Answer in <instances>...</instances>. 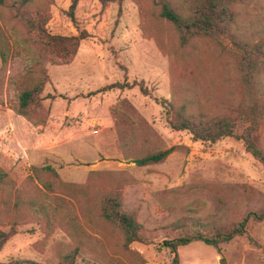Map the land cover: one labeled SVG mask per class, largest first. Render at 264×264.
Instances as JSON below:
<instances>
[{"label":"rangeland","instance_id":"rangeland-1","mask_svg":"<svg viewBox=\"0 0 264 264\" xmlns=\"http://www.w3.org/2000/svg\"><path fill=\"white\" fill-rule=\"evenodd\" d=\"M12 1L0 3V47L7 50L6 62L0 58V169L12 183L1 190L11 214L0 228H10L18 198L40 205L58 197L57 202L66 200L72 207L56 211L49 230L32 219L16 226V234L0 249V264H57L58 252L74 244L61 228L64 214L76 217L84 234L87 251L75 264H219L221 257L226 264H264V221L250 220L246 234L220 244L219 252L202 242L179 247L176 254L168 247L196 232L212 235L264 207V169L242 142H193L188 132L170 128L162 104H184L209 115L235 106L238 74L232 57L206 39L181 46L150 0L105 5L78 0L74 19L67 15L71 0H30L29 7L47 13L50 33L87 34L70 64H39L36 47L11 15ZM174 1L181 9L189 4ZM236 11L235 33L249 43H264V0H247ZM41 67L48 75L42 112L27 120L17 112L18 96ZM133 83L147 94L138 86L110 88ZM258 87L264 96V70ZM259 141L264 151V117ZM174 145L187 149L159 164H134ZM46 166L70 194L47 193L36 180H28L33 167ZM113 188L120 189L122 209L135 216L147 244L124 248L119 229L100 217L98 202ZM19 207L29 211V205ZM181 220H186L182 226L170 227Z\"/></svg>","mask_w":264,"mask_h":264},{"label":"trees","instance_id":"trees-1","mask_svg":"<svg viewBox=\"0 0 264 264\" xmlns=\"http://www.w3.org/2000/svg\"><path fill=\"white\" fill-rule=\"evenodd\" d=\"M30 0H14L9 5V10L25 29L28 40L36 47L37 57L40 63H50L61 66L70 64L77 54L80 42L87 38L86 32L82 31L78 36H61L50 33L46 27L47 13L43 9H32L29 7ZM159 17L170 24L178 36L181 46H186L192 39L201 38L209 41L213 47L222 55L231 56L234 60L238 74L237 92L238 103L227 108L220 114L209 115L207 112L198 109L189 111L184 105L173 107L167 106L169 116L168 123L175 131L188 132L193 142L216 143L224 138H233L242 142L246 153H248L264 169V151L261 148L259 134L264 117V96L259 91L258 78L264 70V43H249L240 38L235 33L237 23V6L247 0H189V4L178 8L174 0H150ZM78 0H71L67 15L74 19V8ZM103 5L108 3L120 4L122 0H99ZM1 3V0H0ZM0 58L2 62L7 60V50L0 47ZM27 81L18 96L17 112L27 120H32L42 112L41 95L45 84L48 82V75L45 69L38 68ZM119 86L120 88L138 86L140 90L147 94L146 90L136 83L132 85H111L110 88ZM241 127V133H237ZM184 145H174L147 154L134 161L138 167L149 166L164 162L171 154L180 150H186ZM32 178L47 192L51 194L66 193L67 187L61 182L57 172L49 166L42 168H32ZM11 181L5 171L0 169V194L6 186H11ZM12 187V186H11ZM72 187V186H70ZM71 192V188H70ZM2 195V194H1ZM0 195V197H1ZM70 196V195H69ZM54 203L45 202L36 205L34 202L22 203L21 198L12 206L13 213L10 219V228L4 230L0 228V249L16 234V226L32 219L38 221L44 230H49L55 224L56 211L72 207L69 201L61 204L56 200L58 197H50ZM10 201L0 199V227L5 225L4 218L10 213ZM25 205L29 211H21L19 206ZM33 208H36L35 211ZM100 217L119 229L121 242L124 248L137 242L147 244L143 239V228L137 222L135 216L122 209L121 192L118 188H113L109 193L102 196L97 205ZM68 213V211H66ZM2 215V217H1ZM76 217L66 214L60 216L61 228L67 232L74 244L67 246L58 252L57 264H75L77 256L81 252H86L82 239L81 227L75 222ZM252 220L255 222L264 221V207L258 212H248L241 221L228 227L217 229L212 235H204L196 232L178 238L168 247L172 253L176 254L179 247L189 245L193 242H202L219 252V246L227 243L236 236L246 234V226ZM64 221V223H63ZM186 221V220H185ZM181 220L172 224L171 228H178L185 222ZM68 227V228H67ZM177 260V255L174 257ZM219 264H226L223 257Z\"/></svg>","mask_w":264,"mask_h":264}]
</instances>
